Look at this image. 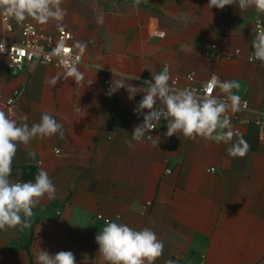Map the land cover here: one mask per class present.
Wrapping results in <instances>:
<instances>
[{"label": "crops", "instance_id": "obj_1", "mask_svg": "<svg viewBox=\"0 0 264 264\" xmlns=\"http://www.w3.org/2000/svg\"><path fill=\"white\" fill-rule=\"evenodd\" d=\"M133 4L63 0L72 46L87 44L79 65L83 87L64 80L63 67L38 61L12 67L0 52V108L26 114L29 126L48 111L65 132L63 138L57 134L18 146L12 179L34 182L43 168L57 196L33 208L30 229L0 231V264H36L40 248L50 254L71 251L76 264H105L95 236L105 220L117 217L134 229L156 232L164 251L155 264H264V131L252 123L257 114L251 111L258 113L264 101V66L248 59L254 19L264 15L237 5L208 9V0ZM32 22L41 32L59 31L54 23ZM0 38L20 42L23 35L18 27L5 30L0 16ZM165 67L177 79L175 87L198 92L213 73L240 83L233 91L248 99L249 110L232 114L231 123L250 145L245 157L229 156L223 143L180 133L166 137L164 120L143 142L128 147L126 140L142 122L133 109L143 93L132 100L123 88L108 95L111 81L119 78L111 69L139 75L126 83L147 88L144 81ZM58 73L53 87L48 81ZM13 96L11 107L7 100Z\"/></svg>", "mask_w": 264, "mask_h": 264}, {"label": "clouds", "instance_id": "obj_2", "mask_svg": "<svg viewBox=\"0 0 264 264\" xmlns=\"http://www.w3.org/2000/svg\"><path fill=\"white\" fill-rule=\"evenodd\" d=\"M142 0H134L133 7L138 8ZM63 0H0V15L13 18L17 24L32 20L42 27L55 25L57 30L64 32V19L67 11L62 7ZM237 5L240 11L254 9L264 15V0H208L207 8L223 10L226 6ZM164 33H161L163 36ZM78 53L71 58L66 57L72 49L66 47L63 39L58 40L52 51L46 54L47 59L56 58L57 67H63V79L71 78L77 88L83 87L84 72L79 65L87 50V44L77 41L74 45ZM252 53L249 62L260 61L264 66V30H258L252 40ZM4 46L0 44V52ZM85 67H95L84 65ZM113 76L108 95L123 88L132 100L137 94L143 93L141 100L134 107V114L143 116L140 124L133 129L131 139L126 140L129 148L135 147L133 141L143 142L146 133L155 130L161 120L167 122L166 137L180 133L185 139L214 141L228 145L226 151L231 157L243 158L247 155L250 145L242 134L233 129L232 114L249 110L248 102L233 90H239L241 85L236 80H221L213 73L202 84L200 91L190 87H175V81L167 67L159 73L152 74V80H145L147 88L137 87L126 81L139 80L140 77L116 72ZM61 79V74L51 78L48 83L55 87ZM172 81L170 84L169 82ZM93 80L88 81L91 85ZM219 94H215L216 92ZM159 104V107L157 105ZM147 110V111H145ZM77 112L82 110L76 107ZM255 113V110H251ZM28 116L19 115L9 109L0 108V231L32 227L33 208L42 200H54L57 188L46 170L41 168L33 181L21 182L13 180V162L18 146H29L34 139L51 138L59 134L65 136L63 124L45 111L38 123L31 126L27 123ZM155 145L157 140H153ZM28 155L35 159L36 152L29 150ZM119 217H117V221ZM105 220L104 226L95 236L99 246V254L105 264H155L163 255L164 244L155 231L149 227L139 230L125 223ZM36 264H76L75 255L71 251H59L50 254L41 249L36 256ZM165 264H175L173 260Z\"/></svg>", "mask_w": 264, "mask_h": 264}, {"label": "built area", "instance_id": "obj_3", "mask_svg": "<svg viewBox=\"0 0 264 264\" xmlns=\"http://www.w3.org/2000/svg\"><path fill=\"white\" fill-rule=\"evenodd\" d=\"M4 28L7 31L14 30L15 27L20 28L23 38L20 42H9L5 39L0 38V44L4 46V51L9 59L10 65L12 67L20 68L25 62L30 61H38L40 63L52 65L57 67L59 61L56 58L47 59L46 54L50 53L52 49L56 46L58 40L63 39L65 41L66 47L72 49V53L66 59L71 63V58L74 57L78 51L74 49L71 44V40L73 37L72 32L69 29H65L64 32H56V33H48L41 32L37 29L35 23L32 21H25L23 25L17 24L16 21L11 17H6L0 15ZM258 30H264V16H257L253 22V35ZM254 38V36H253ZM212 49L215 46L211 47ZM212 51H207V55H212ZM251 55V54H250ZM83 62V57H82ZM260 62V61H255ZM189 79H192V75H188ZM176 83L177 79H173ZM246 100L249 105V101L246 98H242ZM16 103L15 96L10 97L7 100V104L9 106H14ZM143 120V116H142ZM243 121V120H241ZM252 123L258 127H260L264 131V101H262L258 115L252 120ZM57 151H59L57 149Z\"/></svg>", "mask_w": 264, "mask_h": 264}]
</instances>
